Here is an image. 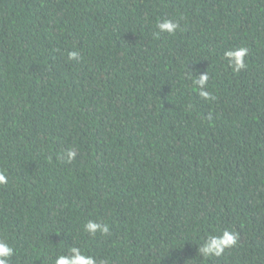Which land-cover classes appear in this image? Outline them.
<instances>
[{
  "label": "trees",
  "instance_id": "1",
  "mask_svg": "<svg viewBox=\"0 0 264 264\" xmlns=\"http://www.w3.org/2000/svg\"><path fill=\"white\" fill-rule=\"evenodd\" d=\"M0 171L8 264H264V0H0Z\"/></svg>",
  "mask_w": 264,
  "mask_h": 264
},
{
  "label": "clouds",
  "instance_id": "2",
  "mask_svg": "<svg viewBox=\"0 0 264 264\" xmlns=\"http://www.w3.org/2000/svg\"><path fill=\"white\" fill-rule=\"evenodd\" d=\"M157 27L162 32L166 31L174 34L176 29L179 27V24L165 19L162 23L158 22ZM246 53V48H239L235 51H229L226 53V56L231 58L230 63L232 64L235 71H239L245 67L244 57ZM69 56L71 59H78L79 53L71 52ZM207 79L208 77L205 75L200 77L199 80L194 81L195 84L200 86L201 95L204 97L209 96V93L202 90L207 82ZM66 156L68 162H71L75 159L76 153L74 150H68L66 152ZM6 182L7 178L5 173L0 171V184H4ZM85 230L92 235H95L97 231L105 235L109 232L108 226L96 224L92 221H89L85 225ZM237 240V234L229 230H225L222 236H211V239L200 248V252L206 257L213 254L219 256L224 252L225 248L234 246L237 243ZM14 251V248L9 246L7 243L0 242V264H8L9 259L14 255ZM70 251L74 254V257H66L61 255L56 258L55 264H97V261L94 258L83 255L81 250L76 247H72ZM100 264H105V262L100 261Z\"/></svg>",
  "mask_w": 264,
  "mask_h": 264
}]
</instances>
